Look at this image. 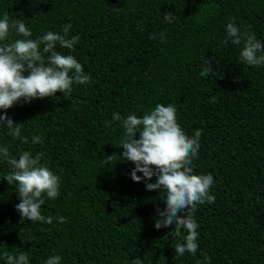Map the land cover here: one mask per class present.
<instances>
[{"label":"trees","instance_id":"16d2710c","mask_svg":"<svg viewBox=\"0 0 264 264\" xmlns=\"http://www.w3.org/2000/svg\"><path fill=\"white\" fill-rule=\"evenodd\" d=\"M5 15L24 22L32 39L70 24L78 44L56 50L73 55L91 81L73 84L67 97L57 91L7 110L23 127L19 138L0 127V145L11 155L44 153L41 162L61 186L41 214L66 222L21 219L17 188L3 179L10 167L0 160V252H26L29 264L52 255L60 264H202L205 257L264 264V65L241 62L242 45L224 43L230 21L264 43V0H0ZM204 59L216 62L208 76H200ZM157 104L175 106L187 135L202 129L193 172L214 177L215 202L194 213L195 255H176L182 241L169 235L174 226L155 228L166 190L131 179L135 165L120 161L124 129L119 121L105 124L114 112L143 116ZM34 135L44 142L33 144Z\"/></svg>","mask_w":264,"mask_h":264},{"label":"clouds","instance_id":"9594fccd","mask_svg":"<svg viewBox=\"0 0 264 264\" xmlns=\"http://www.w3.org/2000/svg\"><path fill=\"white\" fill-rule=\"evenodd\" d=\"M163 19L171 23L175 16L167 12ZM70 28L71 25L67 24L62 33L48 31L32 39L33 33L24 22L10 19L7 15L0 19V109L4 110L0 112V127H5L12 137L21 136L23 122H15L8 115V109L18 103H31L37 98L54 97L57 91L67 97L73 90V84L83 85L91 81V76L85 73L73 55H64L56 50L57 45L72 49L78 44L80 37H69ZM13 33L23 38L9 40ZM226 33L224 43L230 40L234 45H242L241 62L256 67L264 65V43L254 34L242 31L233 21L227 23ZM150 38L155 39V36ZM160 39L164 41L163 33ZM213 63L216 62L204 59L200 76L212 74ZM176 113L172 104H157L143 116L133 113L125 118L114 112L112 121H105V124L119 121L124 129L119 144L123 148L120 161L135 165L130 172L131 179L143 181L148 191L166 190V197L162 200L165 207L155 209V228L174 226L169 235L182 241L174 247L176 255L184 256L186 252L195 255L199 225L194 213L198 205L215 202V196L209 191L214 177L211 174H194L193 161L198 156L202 129L196 130L193 136L187 135L178 124ZM24 142L27 143L26 138ZM43 142L40 135L32 137L33 144ZM43 156V152L33 155L30 151L11 155L7 145H0V160L6 161L10 167L3 179L17 188L20 202L15 209L21 219L47 224L56 219L64 223L66 217L41 214L45 198H57L61 186V178L41 162ZM112 159L113 154L107 155L102 164H109ZM153 177L156 178L155 183L150 182ZM0 256L5 264H29L26 252L12 255L3 251ZM61 259L60 255H52L44 264H60ZM202 264H210V258L205 257Z\"/></svg>","mask_w":264,"mask_h":264}]
</instances>
